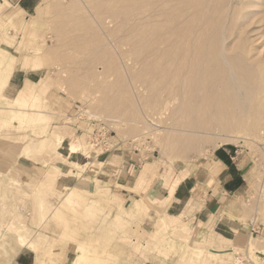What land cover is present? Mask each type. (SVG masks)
<instances>
[{
  "label": "rangeland",
  "instance_id": "obj_1",
  "mask_svg": "<svg viewBox=\"0 0 264 264\" xmlns=\"http://www.w3.org/2000/svg\"><path fill=\"white\" fill-rule=\"evenodd\" d=\"M38 4L24 12L21 2L0 0V263L23 250L38 264H73L79 255L82 264H142L151 252L199 264L189 231L165 227L157 214L152 233L148 224L143 231V199H115L101 183L121 160L130 180L148 172L166 184L223 146L234 149L248 181L243 201L255 230L242 258L264 264V0ZM178 24L184 35H172L168 47L163 37ZM222 56L249 99V119L225 131L206 102L236 96ZM14 68L25 71L20 88L6 82ZM72 140L81 147L70 154ZM67 178L73 187L61 185ZM69 190L75 201L65 204ZM19 235L31 245L21 246Z\"/></svg>",
  "mask_w": 264,
  "mask_h": 264
},
{
  "label": "crops",
  "instance_id": "obj_2",
  "mask_svg": "<svg viewBox=\"0 0 264 264\" xmlns=\"http://www.w3.org/2000/svg\"><path fill=\"white\" fill-rule=\"evenodd\" d=\"M20 2L21 10L24 12H30L36 6V9L39 7L37 0H21ZM11 72L6 82L9 79L10 85L16 88L23 86L26 79L25 71L14 68ZM28 86L30 84H26L22 89ZM234 156L232 147L220 146L209 153L201 167L191 168V172H186L184 169L178 170L171 179H168L169 183L165 184V181L157 175L154 179L147 172L144 177L142 174L138 177V181L142 180L139 182L141 185H138L136 179H129V174H126L127 165L124 166L119 160L118 165L112 169L115 172L114 176L107 183L101 184L106 185L105 188L115 199L132 200V202L143 199L140 209L136 211L138 215L142 210L150 209L148 219L143 215L137 220L144 228L143 231L147 229L146 224H148V233H152L157 215H160L165 227L180 226L184 232L189 231L194 236L192 243L194 246L189 247L194 252L192 262L255 264L247 258H242V256H248V237L253 235L255 229L251 222L250 210L243 201L248 188L246 170L242 161L236 160ZM121 172L124 177H121ZM176 179L178 181L170 191V186ZM60 183L64 187H70L73 180L62 179ZM74 184L77 183L74 182ZM91 186L90 183L87 184L88 188ZM64 199L67 201L65 204L74 203V190H69ZM179 223H185L188 226L178 225ZM132 228V231H135L134 227ZM132 231L130 229V232ZM198 250L204 251L205 255L196 257L195 253ZM31 252L32 254L21 250L17 255L15 254L16 257L11 264H38L39 257L37 258L35 253ZM142 264L180 263H177L172 255L165 258L151 252L148 253V260H144Z\"/></svg>",
  "mask_w": 264,
  "mask_h": 264
},
{
  "label": "bare ground",
  "instance_id": "obj_3",
  "mask_svg": "<svg viewBox=\"0 0 264 264\" xmlns=\"http://www.w3.org/2000/svg\"><path fill=\"white\" fill-rule=\"evenodd\" d=\"M163 1V0H162ZM252 1V0H251ZM184 1H182L181 3H183ZM195 2V1H194ZM212 2V1H211ZM220 2V1H219ZM185 3V2H184ZM241 3V2H240ZM190 4V3H189ZM244 4V3H243ZM242 4V5H243ZM166 6V5H165ZM175 6V5H174ZM180 6H181V4H180ZM185 6H186V4H185ZM188 6V5H187ZM190 6H191V4H190ZM211 6V5H210ZM183 7V6H182ZM189 7V6H188ZM200 7V6H199ZM236 7V6H235ZM231 8V7H230ZM181 9V8H180ZM180 9H179V11H180ZM211 9H213V7H210V10ZM233 9V8H232ZM184 10V9H183ZM199 10V9H198ZM219 10V9H218ZM195 11V10H194ZM215 11V10H214ZM236 11V10H235ZM198 12V11H197ZM205 12V11H204ZM222 12V11H221ZM230 12H231V10H230ZM191 14V13H190ZM189 14V15H190ZM201 14V13H200ZM203 14V13H202ZM231 14V13H230ZM234 14H236V12H234ZM188 15V16H189ZM197 15V14H196ZM207 15V14H206ZM240 15V14H239ZM217 16V15H216ZM231 17V16H230ZM229 17V18H230ZM235 17V16H234ZM192 18V17H191ZM198 19H199V17H198ZM207 19V18H206ZM211 19V18H210ZM236 19V18H235ZM214 20V19H213ZM230 20H231V18H230ZM174 21V20H173ZM191 21H193V20H191ZM203 21V20H202ZM206 21V20H205ZM233 21V20H232ZM188 22V21H187ZM199 22V21H198ZM189 24V23H188ZM194 23H192V25H193ZM173 27V26H172ZM201 27V26H200ZM240 27V26H239ZM181 29H184V28H182V26H180V24H178L176 27H173V28H171V29H168L167 30V33H168V35L166 34V36L165 37H163V38H165L164 39V42L163 43H165V45H169V46H171L173 43H171V42H169V41H171V36L172 35H174V34H177V36L179 37H182L184 34L182 33V31H181ZM203 29V28H202ZM201 29V30H202ZM208 30V29H207ZM197 31V30H196ZM230 31V30H229ZM195 32V31H194ZM205 32V31H204ZM203 32V33H204ZM182 33V34H181ZM210 34V33H209ZM182 35V36H181ZM188 35V34H187ZM229 35V34H228ZM205 36V35H204ZM203 36V37H204ZM184 38V37H183ZM207 38V37H206ZM181 39V38H180ZM185 39V38H184ZM204 39H205V37H204ZM200 40V39H199ZM210 40V39H209ZM200 42H202V40L200 41ZM199 43V42H198ZM197 43V44H198ZM171 44V45H170ZM200 44V43H199ZM201 45V44H200ZM168 46V47H169ZM204 46V45H203ZM205 46H206V44H205ZM204 46V47H205ZM166 47V46H165ZM207 47V46H206ZM222 47V46H221ZM191 48V47H190ZM165 49V48H164ZM196 49H198L199 50V47H197ZM201 49V48H200ZM241 49V48H240ZM205 50H207V49H205ZM247 50V49H246ZM197 51V50H196ZM203 51H204V48H203ZM210 51V50H209ZM198 52V51H197ZM200 52V51H199ZM198 52V53H199ZM206 52V51H205ZM204 52V53H205ZM208 52V51H207ZM222 52V51H221ZM197 54V53H196ZM202 54V53H201ZM208 55H210V54H208ZM191 56V55H190ZM198 56H199V54H198ZM206 56H207V54H206ZM214 57V56H213ZM223 57V56H222ZM243 57V56H242ZM201 58H202V55H201ZM208 58V56L206 57V59ZM226 58V57H225ZM224 57H223V65L220 63V66L222 65V67H223V69H221V72L222 71H224V70H227V74L229 75V78H230V80H232V84H233V87L235 88V90H236V96H233L232 98H231V96L230 95H227V96H224V95H220V96H213V95H208L209 97H206V102H208L209 101V108H211L212 109V112H210L211 113V117H212V119H215V121H217L216 119H223L225 122L224 123H222L223 125H221L223 128H221V130L223 129L224 130V128H227L228 127V125H232L233 124V122H234V124L236 123H239L240 121H242V118H245V119H249V117H245L248 113H249V103H248V97H246L245 96V94H244V92H243V90L239 87V86H237L236 84H235V71H234V69L232 68V66L230 65V62L227 60V59H225ZM197 59H198V57H197ZM203 59H205V57L203 58ZM217 59V58H216ZM196 60V59H195ZM212 60V59H211ZM210 60V61H211ZM194 61V60H193ZM202 61V60H201ZM205 61V60H204ZM192 62V61H191ZM197 62V61H196ZM198 63H199V61H198ZM195 64V63H194ZM193 64V65H194ZM172 65V64H171ZM237 65V64H236ZM222 67H220V68H222ZM225 67V68H224ZM219 68V67H218ZM209 70V69H208ZM219 70V69H218ZM210 72V71H209ZM208 72V73H209ZM212 72V71H211ZM225 72V71H224ZM9 75H10V73H8V76H7V78L9 77ZM211 75V74H210ZM207 77H209V76H207ZM221 78V77H220ZM215 79H218V78H215ZM214 79V80H215ZM214 80H212V81H214ZM263 82V81H262ZM194 84V83H193ZM196 85V84H195ZM260 85V84H259ZM262 86V85H261ZM245 90V89H244ZM262 90V89H261ZM212 91V90H211ZM261 94V93H260ZM218 95V94H217ZM174 99V98H173ZM176 99V98H175ZM200 102V101H199ZM220 102H221V104H220ZM166 104H165V107L167 106V105H169L168 103H170V101H167V102H165ZM234 104V105H233ZM165 109V108H164ZM166 110V109H165ZM164 112V111H163ZM163 114V113H162ZM154 115V114H153ZM153 117V116H152ZM255 117H256V115H255ZM208 122V121H207ZM218 122V121H217ZM229 122H230V124H229ZM258 122V121H257ZM216 125L215 126H218V124L217 123H215ZM246 125V124H245ZM213 126V125H212ZM215 126L213 127V128H215ZM235 126V125H234ZM211 127V126H210ZM218 127H220V125L218 126ZM198 128H204L205 130H207V127H206V125H200ZM197 128V129H198ZM217 128V127H216ZM219 129V128H218ZM229 129V128H228ZM227 129V130H228ZM226 130V129H225ZM224 130V131H225ZM192 131H195V130H193L192 129ZM200 130H198V132H199ZM197 132V131H196ZM201 133H203V132H201ZM56 141H57V144H59V142H60V139H59V137L57 136V138H56ZM79 147H81V144H79L78 143V141H71L70 143H69V152H70V154H73V153H75L78 149H79ZM218 161V160H217ZM221 164V163H220ZM176 183H177V181L175 182V185H176ZM57 211V210H56ZM19 237H20V239H19V241H21L20 242V245L21 246H25V245H31V242L28 240V239H26L25 237L24 238H22V236H20L19 235ZM20 249V248H19ZM81 256L79 255L78 256V259H76L75 260V262L73 263V264H82V262H80V260H81Z\"/></svg>",
  "mask_w": 264,
  "mask_h": 264
},
{
  "label": "built area",
  "instance_id": "obj_4",
  "mask_svg": "<svg viewBox=\"0 0 264 264\" xmlns=\"http://www.w3.org/2000/svg\"><path fill=\"white\" fill-rule=\"evenodd\" d=\"M17 3L20 2L21 0H15Z\"/></svg>",
  "mask_w": 264,
  "mask_h": 264
}]
</instances>
